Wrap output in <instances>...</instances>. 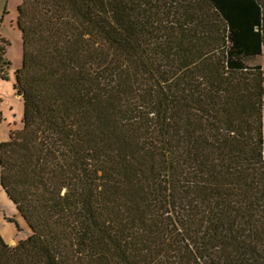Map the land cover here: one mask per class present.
<instances>
[{
  "label": "trees",
  "instance_id": "trees-1",
  "mask_svg": "<svg viewBox=\"0 0 264 264\" xmlns=\"http://www.w3.org/2000/svg\"><path fill=\"white\" fill-rule=\"evenodd\" d=\"M18 25L0 185L32 232L0 264H264V0H22Z\"/></svg>",
  "mask_w": 264,
  "mask_h": 264
},
{
  "label": "rangeland",
  "instance_id": "rangeland-1",
  "mask_svg": "<svg viewBox=\"0 0 264 264\" xmlns=\"http://www.w3.org/2000/svg\"><path fill=\"white\" fill-rule=\"evenodd\" d=\"M22 0H0V142L23 126L24 100L18 94L16 70L23 63V33L18 25L19 5ZM253 60L264 66L263 54ZM0 231L16 244L32 229L21 215L14 201L0 185Z\"/></svg>",
  "mask_w": 264,
  "mask_h": 264
},
{
  "label": "water",
  "instance_id": "water-1",
  "mask_svg": "<svg viewBox=\"0 0 264 264\" xmlns=\"http://www.w3.org/2000/svg\"><path fill=\"white\" fill-rule=\"evenodd\" d=\"M12 244V242H10Z\"/></svg>",
  "mask_w": 264,
  "mask_h": 264
}]
</instances>
